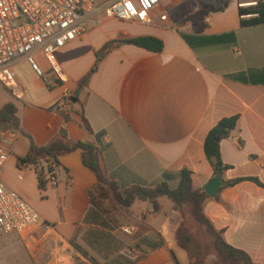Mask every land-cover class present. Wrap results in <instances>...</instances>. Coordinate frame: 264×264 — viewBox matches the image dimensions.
Here are the masks:
<instances>
[{
	"label": "crops",
	"instance_id": "obj_1",
	"mask_svg": "<svg viewBox=\"0 0 264 264\" xmlns=\"http://www.w3.org/2000/svg\"><path fill=\"white\" fill-rule=\"evenodd\" d=\"M256 1L160 0L149 25L94 14L82 37L55 53L60 77L39 54L41 77L24 59L15 62V78L0 85L6 95L1 107L13 103L19 120L14 143L5 146L2 180L40 221L25 233L0 237V264H103L88 253L85 241L86 232L100 226L94 212L85 219L94 211L89 193L97 179L81 151L58 157L55 186L40 187L35 167L19 164L30 140L45 146L64 135L69 142H93L78 113L93 135H100L98 164L108 181L120 188L165 181L175 188L180 170L187 168L194 190L211 179L203 151L208 131L220 119L238 115L235 129L220 142L221 161L230 166L221 179L256 177L264 185V24L243 27L248 16L239 15ZM162 13L165 21L158 20ZM148 35L162 41L161 52L115 46L86 78L107 42ZM22 70L30 74L23 76ZM128 211L131 221L149 229L152 242L130 264H189L176 241L171 218L179 216L172 208L163 211L160 204L152 213L147 203L136 202ZM203 213L228 245L264 264L263 187L242 181L223 188L218 200L205 202ZM130 228L134 232L137 226Z\"/></svg>",
	"mask_w": 264,
	"mask_h": 264
},
{
	"label": "built area",
	"instance_id": "obj_2",
	"mask_svg": "<svg viewBox=\"0 0 264 264\" xmlns=\"http://www.w3.org/2000/svg\"><path fill=\"white\" fill-rule=\"evenodd\" d=\"M159 3L160 0H104L98 7L96 0H0V85L15 78L13 67L20 59L27 61L35 75L41 77L42 71L35 61L37 54L60 77L55 53L82 37L91 16L102 11L106 18L149 25ZM158 20L165 21L166 13L159 14ZM17 134L15 129L0 132V237L25 233L40 221L37 211L2 180L9 156L5 146L11 147ZM58 169L57 163H43L35 170L38 181L55 186ZM122 230L132 233L129 227Z\"/></svg>",
	"mask_w": 264,
	"mask_h": 264
},
{
	"label": "trees",
	"instance_id": "obj_3",
	"mask_svg": "<svg viewBox=\"0 0 264 264\" xmlns=\"http://www.w3.org/2000/svg\"><path fill=\"white\" fill-rule=\"evenodd\" d=\"M225 5L226 3L218 10H222ZM239 15L248 16L247 19L241 20V25L243 27L264 24V0H257L254 5L240 8ZM121 44L133 45L151 53L161 52L163 48V43L159 38L149 35L107 42L96 54V61L86 78L96 70L102 55L109 52L113 47ZM69 101L76 102L77 97L71 96ZM16 113L17 109L13 103H6L0 108V132L19 129V120ZM78 115L81 118L82 127L93 136V142H69L64 135H58L45 146H37L30 140L29 150L19 162L33 166L36 170L41 167L42 163L54 162L58 164V157L79 149L81 151L83 164L94 173L97 179L96 185L89 193L90 204L94 208V211H88L85 216L86 220L91 216V213L94 212L92 215L95 217L96 224H99L101 221L100 219L105 218L103 224L108 226V221L105 217L106 212L101 208L102 200L105 198L111 197L115 204L125 209H129L136 202H145L150 206L152 213L158 212L161 204L160 200L166 199L171 203L172 210L178 213L179 218L182 216L184 208H189L196 222H198L211 236L214 252L218 260L227 264H254L246 253L228 245L222 238L221 231L215 230L210 221L206 218L203 213V206L205 202L211 198L207 196L203 188L196 190L192 188V172L187 168L180 170L179 180L175 188H170L165 181H161L151 187L131 186L127 188H120L116 183L108 181L102 175L98 164V155L101 148L100 135H93L82 113H78ZM238 118V115H233L220 119L208 131L204 139L203 151L211 169V179L218 171L222 174L225 170L230 168V166L223 164L221 161L220 142L230 136L231 132L235 129ZM242 181H250L264 188V185L256 177H242L232 180H224L222 178L223 184L218 189L213 199L218 200L219 193L223 188L234 186ZM38 182L40 187L45 186L43 181L39 180ZM100 224H102V222ZM175 234L178 245L186 250L179 240V231L176 230ZM94 236L98 238L96 233ZM158 244H162L161 239H158ZM83 254L85 255V253ZM130 262L131 260L127 263L130 264ZM189 264L204 263L198 259H189Z\"/></svg>",
	"mask_w": 264,
	"mask_h": 264
},
{
	"label": "rangeland",
	"instance_id": "obj_4",
	"mask_svg": "<svg viewBox=\"0 0 264 264\" xmlns=\"http://www.w3.org/2000/svg\"><path fill=\"white\" fill-rule=\"evenodd\" d=\"M96 3L100 7L104 0H96ZM96 15L105 17L102 11L96 13ZM101 28H106V24L102 25ZM35 61L37 62L36 59ZM21 74L28 76L30 73L27 70H22ZM1 86L0 107L2 104L1 100L6 97ZM160 203L163 211L171 209V203L166 199H161ZM101 208L106 212L105 217L107 218L108 226L103 224L105 218H102L103 220L100 219L101 221L99 222V228H91L85 234V241L88 243L87 251L90 255L95 256V259L100 260L103 264H115L116 262L123 264L125 260H131L140 255L144 248L152 243L148 240L149 229L142 224L131 221V214L128 209L115 204L111 197L102 200ZM136 212L141 213L143 211L137 210ZM174 213L178 215L177 212ZM171 221L179 231V240L184 245L189 259H198L204 264H227L218 260L214 252L211 236L196 222L189 208H184L182 216L180 218L175 216L171 218ZM101 222L102 224H100ZM130 226H137V229L130 234L123 232L122 228H130ZM154 230L156 231L157 228L154 227ZM163 230L162 237H166L165 227H163ZM95 233L98 238L94 236ZM154 236L157 238L155 234Z\"/></svg>",
	"mask_w": 264,
	"mask_h": 264
},
{
	"label": "water",
	"instance_id": "obj_5",
	"mask_svg": "<svg viewBox=\"0 0 264 264\" xmlns=\"http://www.w3.org/2000/svg\"><path fill=\"white\" fill-rule=\"evenodd\" d=\"M78 92L79 90H77L74 96H77ZM62 134H65L64 131L62 132ZM222 184L221 172L218 171L215 176L206 183V185L203 187V191L207 194L208 197L214 198Z\"/></svg>",
	"mask_w": 264,
	"mask_h": 264
}]
</instances>
